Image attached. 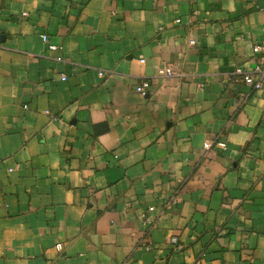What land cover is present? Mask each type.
Masks as SVG:
<instances>
[{
  "label": "crops",
  "instance_id": "obj_1",
  "mask_svg": "<svg viewBox=\"0 0 264 264\" xmlns=\"http://www.w3.org/2000/svg\"><path fill=\"white\" fill-rule=\"evenodd\" d=\"M263 22L264 0H0V264H264V89L227 80L264 66Z\"/></svg>",
  "mask_w": 264,
  "mask_h": 264
},
{
  "label": "built area",
  "instance_id": "obj_2",
  "mask_svg": "<svg viewBox=\"0 0 264 264\" xmlns=\"http://www.w3.org/2000/svg\"><path fill=\"white\" fill-rule=\"evenodd\" d=\"M179 22V19L176 20ZM262 28L264 29V22L262 23ZM42 41H47V35L42 34L41 35ZM193 42V40H191ZM50 50H56L61 49V46L56 45H49ZM254 53H261L264 52V42L257 43L252 48ZM58 60H61L60 57L57 58ZM100 75H103V72H99ZM157 74L159 76H171L173 75L172 69L168 66L160 67L157 70ZM227 80L229 82H243L244 84L250 86L254 90L264 89V66L260 64H255L252 68H244L242 66H237L232 70V72L229 73L227 76ZM149 87L148 81H143L140 84L136 85L135 90L138 93L145 94L147 88ZM211 146L210 142H206L203 144L204 149H209ZM170 244L174 246V248H179V244L175 237L170 238ZM59 246V245H58Z\"/></svg>",
  "mask_w": 264,
  "mask_h": 264
}]
</instances>
